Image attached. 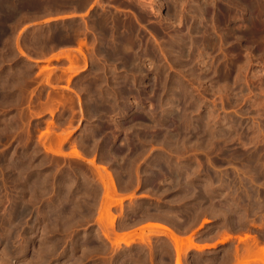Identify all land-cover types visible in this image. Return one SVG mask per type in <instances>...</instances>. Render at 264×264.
<instances>
[{
  "label": "rangeland",
  "instance_id": "1",
  "mask_svg": "<svg viewBox=\"0 0 264 264\" xmlns=\"http://www.w3.org/2000/svg\"><path fill=\"white\" fill-rule=\"evenodd\" d=\"M199 5L206 8L202 17ZM196 7L199 9L195 11ZM254 14L239 0H0V264H31L21 257L22 252L34 259V264H175L174 241L165 230L145 227L149 223H159L154 227L172 230L184 242H181L182 246L179 244L182 264H256L264 259L261 257L263 251L257 256L254 251L249 252L255 243L260 249L264 247V180L257 185L262 194L255 203L256 208L247 198V191L238 188L237 192H232L225 182L228 180L225 174L234 175L233 164L238 166L233 159L239 154L238 149L244 148L249 153L257 142L259 150L264 152V28L257 27ZM99 19L106 20L111 36L132 31L131 39L137 44L131 57H140L137 62L142 74L136 69L127 71L118 60L107 61L100 55L102 34ZM193 29L211 33L213 49L202 43L201 36L192 33L195 36L191 37ZM179 37L189 41L190 38L198 42L202 40L196 52V62L189 63L186 57L180 56L177 46L172 52L166 51L165 48ZM82 43L85 45L80 46ZM79 47L85 51L87 62L80 57L70 64L67 58L80 56ZM18 48H22L25 56ZM29 56L36 59L29 60L26 58ZM218 60L234 65L237 70L228 81H218L213 75L209 76L211 78L200 76L209 62L216 65ZM178 62L185 63L184 67L181 68ZM197 77L203 79L199 81ZM168 79L187 83L197 99L203 102L201 113L213 110L219 118L241 121L242 128L236 133L239 139L233 130L222 129L230 131L231 137L236 139L227 145L225 155L193 148L183 155H172L157 144L150 146V157L145 153L134 164L139 168L140 184L128 180L124 165L125 171L114 164L112 171L115 166L114 173L120 184L117 183L118 193L113 199L115 203L112 202L115 205L111 214L116 218L109 234L112 242L122 238L128 244L112 243L105 238L98 221L104 190L100 189L98 194L100 203L87 212L90 198L84 196L89 202L83 196L84 199L75 200L72 193L75 186L72 184L79 181L85 191L92 180L98 179L92 175L96 169L90 161L95 160L101 165L103 144L107 150L114 141V156L118 155L116 159L120 161L125 155L126 159L134 157L135 133H162L160 98ZM125 80L130 81L128 87L134 92L124 100L125 114L87 117V102L96 104V100L90 98V91L112 92L113 87H122ZM50 111L55 114L52 116ZM169 121L174 123L173 119ZM49 123H53V127ZM102 125L105 130L97 138H91L88 133L92 128ZM50 135L69 137L63 149H59L57 140L50 142ZM242 135L244 139L241 140ZM42 144L52 150H61L66 156L52 155ZM74 147L84 159L70 156ZM160 153L174 163L193 162L195 170L187 175L196 183L197 189L189 188V191L172 187L170 179L148 182L145 170ZM36 174L48 177L46 197L41 201L37 197L38 200L30 204L28 196L25 199L28 202L24 201L23 206V201L14 196L17 182L28 184L29 177ZM119 174L124 176L119 177ZM234 176L237 180L244 177L243 174ZM66 178L70 179L66 181ZM221 178H224L223 182ZM205 181L214 185L207 187L208 190L202 188ZM60 185L63 187V201L59 203L63 204L64 211L58 213L60 217L45 219L42 210L57 201L55 192ZM68 186H72L71 189ZM187 193L190 194L187 196ZM120 200H123L121 204ZM76 201L82 204V209L74 213L70 209ZM70 214L77 222L67 228L74 219ZM11 215L17 226L12 233L5 231L9 225H3ZM63 215L65 219L60 220ZM226 238L229 239L224 241ZM191 242L203 248H190ZM46 243L50 246L47 247ZM55 243H58L57 247ZM44 253L48 254L47 257Z\"/></svg>",
  "mask_w": 264,
  "mask_h": 264
},
{
  "label": "bare ground",
  "instance_id": "2",
  "mask_svg": "<svg viewBox=\"0 0 264 264\" xmlns=\"http://www.w3.org/2000/svg\"><path fill=\"white\" fill-rule=\"evenodd\" d=\"M239 1L245 6L246 9H248L249 11H251L253 13H256V15L255 14L254 15L256 17L257 27L264 28V0H239ZM203 5L202 6L199 5L200 7L197 6V7L200 8L201 12L199 11L200 12L199 14H201V17L204 16L205 13H206L205 10H204L206 8L203 7ZM197 7H196L195 11L199 9V8L197 9ZM67 17H69V16H67ZM196 17L198 18V16H196ZM63 18H66V17L64 16ZM203 18L205 19V17H203ZM203 18H202V20H203ZM97 21L100 23V24L98 23V25L101 26L99 28V30H100V33L102 34V36H101L102 37L101 48L99 49V51L101 53L100 55L104 56L107 61L108 60L109 61L110 60H112V61L118 60L120 63H122L124 65V68L127 71L130 70V69H136V71L139 74H142V70L140 68L141 66L137 62L138 59H140V57H134V56L131 57L132 52L135 50L136 44H137L135 41H133L131 39L133 37V36L131 37V32L132 31L130 30L131 32H128L125 35L115 34V35L111 36L110 35V31L111 30L108 29V27L106 25V20L105 19H99ZM191 28H192V26H191ZM187 29H189V28H187ZM198 29L197 30L193 29V31H190L191 37L193 35L192 33H194L197 36H201L200 38H202L203 41L199 40V42H198L196 40H192V38H190L191 40L189 41V40L183 39L182 37H179L177 40L172 41L167 48H165V49H167L166 51L167 52L168 51L172 52V50L175 48V46H177L180 49L179 50L180 51V56L186 57L189 63L190 62L191 63L196 62L194 60H196V52H197V50H199L198 45L201 46V44H199L200 41H202V43L205 42V44L210 46V48H211V46H213L212 45L213 38L211 37V33H209L207 30L202 31L200 29V31H199ZM114 32H115V30H114ZM116 32L118 33V30ZM9 34H10V32H9ZM9 34H7V35H9ZM188 35H189V32H188ZM110 36H111V41L108 40V38ZM194 36L195 35H193V37ZM82 45H85V44L82 43L80 46H82ZM202 46H203V44H202ZM208 46H206V47H208ZM79 48L80 49H79L78 53H79L80 56H76L75 58L73 56H69V57L66 56V57H68L67 59L70 62V64H73L74 61H76L80 57H82L83 60L85 62H87L88 59H87L86 54L84 53L85 51L82 50V47H79ZM18 49H19L20 53L25 56V52L22 50V48H18ZM186 49H188V52H186ZM211 49H213V47ZM147 50H144V51L148 52ZM138 54L139 53H136V55H138ZM30 57L31 56H29V58L28 57H26V58L29 59V60L36 59V58H32L31 59ZM70 57H73L74 60H73V58H70ZM182 57H180V58H182ZM180 58H178V59H180ZM199 59H201V58H199ZM199 59H197V60H199ZM198 62H200V60ZM210 63H212V62H209V64L205 63L207 65L203 69V73L202 74L200 73L201 74L200 76H203V78H207V77L213 75V76H216V79H218V81L221 80V79L223 81V79L227 80L228 78H230L234 74V72L237 71L234 68L235 67L234 65L232 67L231 66L232 64L229 65V64L225 63L222 60H218V62H216V65H211ZM179 64L178 65L181 66V68H182V67H184L185 63L180 62ZM197 78H198L199 81L203 79L202 77H197ZM209 78H211V77H209ZM46 79H47L46 80L47 83H49V79H50L49 75H47ZM169 80L170 79H168L167 81L165 80L166 84L164 86V93H163V95H161V98H160V107H161V112H162V119H161L162 123L161 124H163V126H162L163 129L161 131L162 133L156 134V135H151V133L149 131H148L149 135L147 133H146V135L144 133H143L144 135H142L141 133L143 131H141V133H137V134L135 133L136 136L134 137V139H136V141H134V144H133L134 146H132L134 148L132 150L135 152L134 155H133L134 157L133 156H132L133 158L127 157L129 159H126L125 158L126 155H125L124 158L126 159V161H123L125 159L122 158V155H121V158L123 160L121 159L120 161H123L124 163L123 162L121 163L120 161H118L117 159H119V158L116 159V156L118 157V155L115 154L116 156H114V151H115L114 150L115 149L114 141H113L112 144L108 145V149L107 150H106V145L103 144L102 152H101L103 154H102V157H100V159H99L101 165H97L95 163V160L90 161V163L96 169V170H94V171H96L95 173L93 171H91L90 173L93 172L94 174H92V175H95L96 178H98V179L97 180L94 179V180H92V182L88 181V182H91V183L88 184L89 186L87 185L88 188L86 186L87 189L85 191H83L84 185H82V184L79 185V181L76 180L72 184L73 186H75V188H74L75 192L72 191L74 197H76L75 200H78L82 196L84 197L86 195L90 198L91 204H89L90 207L88 208L87 212H90L89 210L94 209L96 207V204L100 203L98 201L99 200L98 199V194H99L100 189H101V191H102V189L104 190L103 191V196L101 195L102 199H101V203H100V207H99V218H98V221L100 223V227H101V230L103 231V234H104L105 238L107 240H109V241H111V237H110V234H109V228L114 229L113 226H114V222H115V218H116L115 216H113L111 214L112 213L111 209H112V206L115 205L114 204L115 200L113 201V199H114V196H116L117 193H118V184H120V183H118V180H116V176H115V173H114L115 172V170H114L115 166H114L113 171H112V167H113L114 164L119 166L120 168H123V170H124V167H126V170L128 171V175L127 176H129L128 180H132L133 182L136 180V183L140 184L139 181L141 179L138 177L139 176L138 175L139 174V168L134 167V164H135V161L138 160L139 157H141V156L143 157V155L145 153H147V155H148V152L151 151V148H149L150 146H153V145L157 144L158 146H161L163 148L164 152L168 151L169 153H172V155L173 154L183 155V153L185 151H187L188 149H190V148H193V149H196V150L208 151V152L218 151V152H220V153L225 155L228 152V148L227 147L229 146L230 143H233V141L237 139L238 136L236 135V133L238 131H240L239 128H242V124H241L242 122L241 121H239L237 119H230V118L226 119V117L225 118H219V116L216 115L213 110H210L206 114L201 113L200 109H201V106L203 105V102H202V100L197 99V97L194 95V93L190 90L191 88H188V86L186 85L187 83L185 82V84H184L181 80L178 81L176 79H174L173 81H169ZM225 80H224V82H225ZM10 85H11V83H10ZM129 85H130V81H126L125 80L123 83H121L122 87H120V88L113 87V91L112 92H108V91L104 92L102 90L97 91V90H93L92 89L93 91H90L89 95H90V98H92V99L94 98L96 100V104L95 105L91 104L92 103L91 101L87 102V105H86L87 117L94 116V117H97V118H102V117H105V116L107 117L108 115H112V114H115V115L118 114L119 115L122 112L125 114V111H126L125 109H127V108H126V105L124 104V100H126V99L130 98L131 96H133V93H134L133 90L128 87ZM50 114L53 116L55 113H54V111H50ZM169 119H173L174 123L173 122L169 123L170 122ZM49 125L52 126L53 123H49ZM152 126L154 127V125H152ZM152 126H151V128H152ZM104 127L105 126L102 125V126H97L95 128H92V130L88 134H90L91 138L92 137L93 138H97L100 135V133H102L105 130ZM209 129H210L211 133L209 132ZM212 129L215 130V131H213ZM220 129L221 130L222 129H228V130L231 129V130H233L234 131L233 134H235L234 136L235 137L237 136L236 139H235V137H231L232 133H230V131L227 132L228 131L227 130L226 132H224L222 130L223 131L222 132V131H220ZM246 133L248 134V132H246ZM240 134H243V132H241ZM246 136H248V135H246ZM68 137H69V135L68 136L57 135L55 137H53V135L52 136L50 135L49 139H50V142H54L55 140H57V144H58V146H60L59 147V149H60L68 141ZM86 137H89V136L86 135ZM241 138H243V135H242V137L240 136V139ZM238 139H239V137H238ZM98 141L101 142V139H99ZM98 141H97V143L99 145ZM94 142H96V141L94 140ZM97 143H94V144L97 145ZM102 143H104V142H102ZM125 144H124V146H125ZM243 145H245V144H243ZM254 145H256V147L254 148L253 151L247 153V151L243 150L244 148H240V149L237 150V152L239 154H237L235 152V155L237 154L238 156L237 155H236L237 157L235 155H234L235 157L232 156V157H234L233 159L235 160V162L237 161L236 163L238 164V166H235V164H233L235 166V167L233 166V168L236 169V170H234V175L235 174L236 175L237 174L238 175L239 174H243L244 177L239 178L237 180V177H235L232 173H227L225 175L228 177V180H227L228 182L227 181H225V182L227 183L228 187L233 189L232 192H234V191L237 192L238 188H243L245 190V192L247 191L246 192V193H248L247 198H249V201H251L252 206L254 208H256L257 205H255V203H256V201H258L260 199L261 194H262L261 190L259 189V187L257 185L260 186L262 184L261 181L264 180V152H261L259 150V147L257 146V142ZM122 146H123V144H122ZM42 147L45 149V151H47L48 153H50L52 155L59 156V157L60 156H64V155L66 156V154L65 153L63 154L61 150L60 151L52 150V148L50 149V147L49 146L47 147L46 144H42ZM126 148L130 149V147H128V146ZM54 151H56V152H54ZM130 151H131V149H130ZM149 153H151V152H149ZM70 156H73V157H76V158H80V159H84L79 154V152L77 151V149L75 147H74V151L72 152V154ZM148 156L150 157V154ZM145 159H146V155H145ZM147 159L149 160L150 158H147ZM233 159H231V160H233ZM139 160H140V158H139ZM172 161L173 160L168 159V157H166L164 155H161V153L158 154V156L156 155L155 159L150 162L149 166H147L148 168L145 170L146 176L148 178L147 179L148 182H151L153 180L157 182V181H160L159 179H161V178L164 179L163 181L165 182L166 180L170 179L172 187H178V188L188 189V190H189V188H192V189L196 188L197 189L196 183L193 182L192 179L190 180L188 178L190 176L189 174H188L189 176L187 175V172L195 170V167H193L194 163L193 162L182 163L180 161H178L177 163H174ZM227 162L229 163V161H227ZM122 165H124V167H122ZM119 167H117V169ZM120 170H122V169H120ZM86 174H88V173H86ZM120 174H119V177L124 176L123 174L122 175H120ZM92 175H91V177H93ZM125 175H126V173H125ZM95 176H94V178H95ZM66 177H68V176H66ZM85 177H86V179H89V177L88 178H87V176H85ZM29 178H30V180H29L28 184L27 183L22 184L21 182H17L18 184L15 187L16 195H14V196H15V198L17 197L18 199L19 198L21 199V200H18V201H23V206H24V201L28 200L29 201V202L27 201L28 203H30V202L33 203L35 200H38L37 197L40 198V201H41L42 200L41 198H43L45 196V193H47V191H48V190H45V189H48L47 186L49 185L48 184V182H49L48 177H44L43 178V177H41L40 174L39 175L36 174V175H31ZM53 178H55V177H53ZM69 179L66 178V181H68ZM121 179H123V177ZM121 179H119V180H121ZM125 179H123V180H125ZM223 179H222V182H223ZM72 180H75V179L72 178ZM220 180H218V182ZM63 181H64V179H63ZM71 181H69V183ZM121 182H123V181H121ZM128 182L131 183L130 181H128ZM162 182H160V183H162ZM212 182L205 181V183L202 184V186H204V187H202V186L201 187L202 188L206 187L205 189L208 190L207 187H212L214 185ZM69 183L67 185H69ZM129 183H128V185H129ZM145 183H146V181H145ZM125 184H127V183L125 182ZM20 185H21V188H18V186H20ZM130 185H132V184H130ZM148 185H150V184H148ZM221 185L222 186H226V184H224V183H222ZM68 187H70L69 189H71L72 186H68ZM214 188H217V187H214ZM174 189H176V188H174ZM209 189H211V188H209ZM55 193H57V196H58V198L56 196V200L57 201L56 202L52 201V203H50L49 205L44 207L43 210H42L43 211L42 217L45 218V219H50L52 217L54 218L55 216L58 215V213L61 214L64 211L63 204L59 203V201L60 202L63 201L62 200L63 199V187L60 185L58 187V189L56 188V192ZM188 194H190V193H187V196H188ZM191 194H193V193H191ZM28 196H29V198H28ZM238 198H240V197H238ZM25 199H27V200H25ZM70 199H71V197H70ZM15 200H17V199H14V201ZM86 200H88V198ZM90 200H88V202ZM122 201L123 200H120L118 202H120V204H121ZM112 202H114L113 205H112ZM1 203H2V199H0V205H2ZM32 203H30V204H32ZM64 205H65V203H64ZM81 205L82 204H80L79 201H76V202H73V205H71L72 208L71 207H69V208H71L70 210L74 211V213L76 211L80 212L81 209H82ZM23 206H21V207H23ZM83 206L86 207L85 205H83ZM66 210L67 211L69 210L67 208V206H66ZM15 214L16 213L14 211V215L13 216H15ZM65 214L67 216V213H65ZM80 215H81V213H80ZM11 216H10L9 219H5V222L3 224L6 227H7V225H9L7 228L5 227L6 228L5 231H8V232L9 231L11 232L14 228L17 227L16 224L14 223L13 216L12 217ZM58 216L60 217V215H58ZM63 216H64V218L61 217L62 219L61 218H59V219L60 220H64L65 219V215H63ZM70 216H71V214H70ZM73 216L74 215L71 216L72 219L74 218ZM75 216H77V215H75ZM67 217H69V216H67ZM79 217L80 216H78L76 218H79ZM57 218H56V222L58 220ZM0 219H1V216H0ZM60 220H59V224H60ZM68 220H70V219H68ZM77 220H79V219H77ZM74 221H76L75 218L70 223H68L69 225H67V223L65 222L66 223L65 225H67V228H68V226H71L70 224L72 222H73V224H75ZM57 225H58V223H57ZM109 226H111V227H109ZM55 227H57L56 224H55ZM148 227L149 228H153L150 225H148ZM154 228H159V229H162V230H165L166 232H168L169 238H171L174 241V244H175V247H176L175 264H182L181 250L180 249L182 248L181 246H182V243H184V242H182L181 239L179 240V238L175 235V233L172 230H169L168 228H165L163 226H156ZM228 239L229 238H226V239H224V241H226ZM239 240L243 241L244 239L239 238ZM43 242H44V240H43ZM113 242H115V241H113ZM121 242H123L125 244H128L122 238L121 239H117L115 243L120 244ZM52 244L53 243H51V245ZM56 244H58V243H55L54 246H56ZM47 245H48V243H46V246ZM189 245H190L189 246L190 248H195L197 250H201L203 248L202 246L195 245L192 242ZM48 246H50V245H48ZM41 248H42V246H41ZM47 249L45 247V251ZM53 249H55V247H53ZM39 250H40V247H39ZM251 250L252 249H250L249 252H253L254 251L253 254H255V255L256 254H260L261 255L260 252L261 251L264 252V247L262 249H260L259 245L257 243H255V246H254L253 250L252 251ZM55 251H56V249H55ZM49 252H52V249ZM40 253L42 254L43 252H40ZM40 253L38 255H41ZM46 253H48V251H46ZM46 253H44V255H46L45 257H47V255H48ZM50 255H51V253H50ZM42 256H43V254H42ZM21 257H23V259L25 258L26 260H29L31 264L35 263V260L30 258V256L26 252H22ZM261 257H264V254H262ZM256 258L259 259L258 257H256ZM261 259H260V262L258 260L256 264H263L264 263V259L263 258H261ZM44 262H46V261H44ZM253 262H256V261H253Z\"/></svg>",
  "mask_w": 264,
  "mask_h": 264
},
{
  "label": "crops",
  "instance_id": "3",
  "mask_svg": "<svg viewBox=\"0 0 264 264\" xmlns=\"http://www.w3.org/2000/svg\"><path fill=\"white\" fill-rule=\"evenodd\" d=\"M156 224H159V223H149V224H147L145 227H147V228H149L148 227V225H150V226H152L153 228H154V225H156ZM153 228H150V229H153ZM157 228H154L153 230H156ZM159 230V229H158ZM157 230V231H158ZM169 236V235H168Z\"/></svg>",
  "mask_w": 264,
  "mask_h": 264
}]
</instances>
